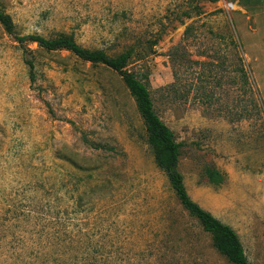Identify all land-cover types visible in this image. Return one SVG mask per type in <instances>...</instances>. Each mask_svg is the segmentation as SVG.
Returning <instances> with one entry per match:
<instances>
[{"label":"rangeland","instance_id":"obj_1","mask_svg":"<svg viewBox=\"0 0 264 264\" xmlns=\"http://www.w3.org/2000/svg\"><path fill=\"white\" fill-rule=\"evenodd\" d=\"M0 2L19 35L69 34L114 56L134 48L127 69L148 76L189 194L264 264V0ZM29 48L34 82L0 23V264H231L157 166L121 76ZM207 166L224 182L210 183Z\"/></svg>","mask_w":264,"mask_h":264},{"label":"trees","instance_id":"obj_2","mask_svg":"<svg viewBox=\"0 0 264 264\" xmlns=\"http://www.w3.org/2000/svg\"><path fill=\"white\" fill-rule=\"evenodd\" d=\"M209 1L217 2L218 0ZM195 10L197 15L203 13L200 6H195ZM0 23L5 31L14 37L22 48L25 55V62L29 67L32 82L35 81L36 64L33 58L34 50L29 48L30 44H36L39 49L46 52L60 50L69 51L82 61L89 62L92 65H104L120 75L131 96L136 101L138 112L146 128L147 142L153 152L155 162L157 166L166 173L171 188L176 193L183 208L189 212L191 217L198 220L205 232L210 234L213 247L225 257L229 263L254 264L246 255L243 243L236 230L217 218L210 211L203 208L189 194L185 185L184 176L179 170L181 144L177 142L173 130L160 118L155 110L148 76L144 75L140 77L127 69L129 61L135 54L134 48H130L114 56L108 54L103 49L92 50L85 48L77 43L73 35L69 34H61L51 38L39 34L19 35L15 31L16 27L11 16L3 10L1 2ZM192 32L193 27L188 26L185 31L186 37H189ZM174 56H177L176 52ZM180 57H182V55ZM184 57L185 55L183 54V58ZM188 61L191 62V60ZM236 71H239L243 81L247 85H250V80L245 68L240 67L237 68ZM200 78H202V76H200ZM167 90L175 95L181 92L178 88L177 81L176 83H172ZM212 96L213 94H211V92H206L205 94L207 100H210ZM91 146L96 149L115 150L113 147L102 145L101 143H92ZM204 174L208 178V181L215 185H219L225 180L224 174L215 167L207 166Z\"/></svg>","mask_w":264,"mask_h":264}]
</instances>
